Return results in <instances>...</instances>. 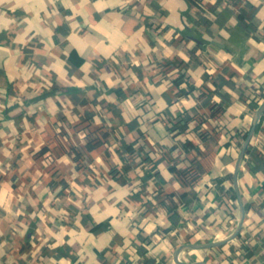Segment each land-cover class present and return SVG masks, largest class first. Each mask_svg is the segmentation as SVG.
Segmentation results:
<instances>
[{
	"label": "crops",
	"instance_id": "0c3cea01",
	"mask_svg": "<svg viewBox=\"0 0 264 264\" xmlns=\"http://www.w3.org/2000/svg\"><path fill=\"white\" fill-rule=\"evenodd\" d=\"M257 89L264 0H0V264H178L228 237ZM239 188L240 234L180 260L264 264V119Z\"/></svg>",
	"mask_w": 264,
	"mask_h": 264
},
{
	"label": "water",
	"instance_id": "95a60500",
	"mask_svg": "<svg viewBox=\"0 0 264 264\" xmlns=\"http://www.w3.org/2000/svg\"><path fill=\"white\" fill-rule=\"evenodd\" d=\"M263 114H264V100L262 101V103L257 107V109L254 112V115L252 117V121L250 124V128H249L248 133L246 135V138L243 142V145L240 149L238 159H237L236 164H235V169L233 172L234 189H235L236 197H237L238 204H239V210H240V216H239L237 227L228 237L221 239V240H218V241H213V242H209V243H195V244L192 243V244L181 245L180 247H178L175 250L174 258H175L176 263H178V264H207L206 262L188 263V262L182 261L179 259V253L182 252L183 250H186V249H209V248H213V247L222 246V245L232 241L233 239H235L240 234L242 227H243V224H244V221H245L246 209H245V204H244V201H243V198L241 195V191L239 188V173L241 170L242 162H243L245 155H246V151L249 147V144L251 143L252 138L255 135V132L257 130V127L260 123V120H261Z\"/></svg>",
	"mask_w": 264,
	"mask_h": 264
},
{
	"label": "trees",
	"instance_id": "16d2710c",
	"mask_svg": "<svg viewBox=\"0 0 264 264\" xmlns=\"http://www.w3.org/2000/svg\"><path fill=\"white\" fill-rule=\"evenodd\" d=\"M170 63L171 61L170 60H164V61H161L158 65L156 63H150L151 66H159V72H162L163 70L167 69L169 66H170ZM156 64V65H155ZM170 85V83H169ZM177 86H179L177 84ZM181 91L184 90V88H180ZM187 94V93H186ZM257 94L259 95V97L257 96L256 99H254L253 101H251V104H252V107H253V110L261 103V101L264 99V93H262L260 90L257 89ZM264 119V114L260 120V123L257 127V130L260 128V124L262 123ZM249 130V125L248 127L246 128V130H242V132L240 133L242 135V139H244L247 135V132ZM183 131V128H180V125L177 126V128H174V133L175 134H179ZM200 135L203 136L205 135V132L204 131H200ZM139 169V168H138ZM140 170V169H139ZM181 175L182 177L188 182V183H194L198 177H199V174L197 173V171L193 168V167H190V168H187L183 171H181ZM157 191L154 190L153 193H156ZM162 235V231L159 230V232L153 234V237H151L150 240H146L145 241V244H148L149 245V242H151L152 240H154L155 238L158 239L159 236ZM153 238V239H152ZM155 239V240H157Z\"/></svg>",
	"mask_w": 264,
	"mask_h": 264
}]
</instances>
